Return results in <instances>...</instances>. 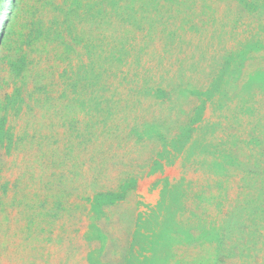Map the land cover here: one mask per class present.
Here are the masks:
<instances>
[{"label":"rangeland","instance_id":"obj_1","mask_svg":"<svg viewBox=\"0 0 264 264\" xmlns=\"http://www.w3.org/2000/svg\"><path fill=\"white\" fill-rule=\"evenodd\" d=\"M263 129L264 0H0V264H264Z\"/></svg>","mask_w":264,"mask_h":264},{"label":"bare ground","instance_id":"obj_2","mask_svg":"<svg viewBox=\"0 0 264 264\" xmlns=\"http://www.w3.org/2000/svg\"><path fill=\"white\" fill-rule=\"evenodd\" d=\"M216 85V84H215ZM214 85V86H215ZM219 87H220V85H218ZM213 87V86H212ZM216 88V87H215ZM217 89V88H216ZM216 89H214V90H216ZM211 90V89H210ZM214 90L212 91L211 90V92H212V94H213V92H214ZM220 91V90H219ZM216 92V91H215ZM214 92V93H215ZM218 94V93H217ZM209 102V101H208ZM212 102H214V101H212ZM211 102V103H212ZM210 103V102H209ZM198 112H200V111H198ZM195 115V114H194ZM197 119V118H196ZM198 120V119H197ZM263 124V123H262ZM260 125H261V123H260ZM262 126V125H261ZM260 127V126H259ZM258 127V128H259ZM264 130V129H263ZM260 131V130H259ZM263 132V131H262ZM262 138V137H261ZM263 139V138H262ZM199 146V145H198ZM222 162V161H221ZM224 165V164H223ZM218 168V167H217ZM263 168V167H262ZM221 169V168H220ZM219 179V178H218ZM218 181V180H217ZM221 184V183H220ZM222 185V184H221ZM259 193V192H258ZM256 195H257V193H256ZM179 197V196H178ZM176 202H177V200H179V199H174ZM170 201V200H169ZM158 202H159V200H158ZM159 204V203H158ZM140 214V213H139ZM137 215V214H136ZM138 216V215H137ZM136 218V217H135ZM250 224V223H249ZM216 226H217V224H216ZM253 226V225H252ZM97 228V227H96ZM249 228V227H248ZM94 229V228H93ZM98 231V230H97ZM95 232V231H94ZM96 233V232H95ZM236 238V237H235ZM100 246V245H99ZM103 248H101V250H102ZM102 251H104V250H102ZM119 251V250H118ZM117 252V251H116ZM123 252V251H122ZM101 253H103V252H101ZM101 253H100V255H101ZM120 252H118L117 254H119ZM121 254V253H120ZM96 255V254H95ZM98 255V254H97ZM123 255H124V253H123ZM118 256H120V255H118ZM95 259H96V257H95ZM106 259V258H105ZM122 259V258H121ZM108 262V261H107Z\"/></svg>","mask_w":264,"mask_h":264}]
</instances>
